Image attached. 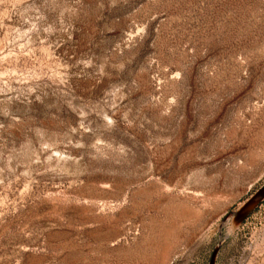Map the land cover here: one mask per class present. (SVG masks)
<instances>
[{
  "label": "rangeland",
  "instance_id": "rangeland-1",
  "mask_svg": "<svg viewBox=\"0 0 264 264\" xmlns=\"http://www.w3.org/2000/svg\"><path fill=\"white\" fill-rule=\"evenodd\" d=\"M0 264H264V0H0Z\"/></svg>",
  "mask_w": 264,
  "mask_h": 264
}]
</instances>
